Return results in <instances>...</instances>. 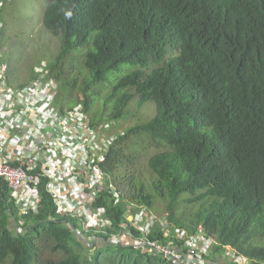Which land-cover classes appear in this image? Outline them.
Listing matches in <instances>:
<instances>
[{
  "label": "trees",
  "instance_id": "16d2710c",
  "mask_svg": "<svg viewBox=\"0 0 264 264\" xmlns=\"http://www.w3.org/2000/svg\"><path fill=\"white\" fill-rule=\"evenodd\" d=\"M43 22L62 38L48 75L68 88L69 102L57 105L82 104L93 127H108L101 166L122 200L114 204L105 193L97 204L113 231L127 202L152 207L155 194L168 199L174 225L214 237L217 254L229 246L264 262V0H48ZM72 59L85 72L81 102L65 78ZM104 82L110 121L91 120L89 86ZM132 100L154 103L156 113L114 133ZM143 157L153 191L136 181ZM181 203L193 211L179 215ZM25 220L27 230L16 233L19 214L0 178V264H169L108 242L88 257L75 221L56 211L45 190L39 211ZM46 248L63 256L42 258Z\"/></svg>",
  "mask_w": 264,
  "mask_h": 264
},
{
  "label": "built area",
  "instance_id": "2783aa9c",
  "mask_svg": "<svg viewBox=\"0 0 264 264\" xmlns=\"http://www.w3.org/2000/svg\"><path fill=\"white\" fill-rule=\"evenodd\" d=\"M4 4L0 0V178L6 181L19 214L14 231L27 230L26 216L39 211L45 190L56 211L75 221L74 234L88 257L108 242L135 246L169 264H222L220 260L255 264L229 246L217 254L214 237L200 229L188 232L174 225L167 211L155 213L152 207L135 202L124 205V220L113 231L105 207L97 204L105 193L114 204L122 200L101 166L111 143L108 127H93L82 104L66 110L57 105L60 85L48 75L46 64L36 67L30 82H11L2 51Z\"/></svg>",
  "mask_w": 264,
  "mask_h": 264
},
{
  "label": "rangeland",
  "instance_id": "374dc122",
  "mask_svg": "<svg viewBox=\"0 0 264 264\" xmlns=\"http://www.w3.org/2000/svg\"><path fill=\"white\" fill-rule=\"evenodd\" d=\"M5 4L2 9V19L4 22V40L2 51L7 65L11 69V82L15 85L24 82H30L36 67L39 65H47L49 70L50 63L57 56L62 38L59 35L53 34L46 29L43 18L48 4V0H4ZM128 66H124L123 70ZM65 78L73 84V96L81 102L84 98L82 90L85 82V72L81 68V63L78 60H71L66 69ZM119 77L120 74H112L111 78ZM103 84V85H102ZM109 83H101L99 85H90L89 88L92 94V104L88 111V116L91 120L94 118L97 121H110L105 110L113 105V100L109 99ZM67 87H61L57 97L58 102L68 103ZM156 113L154 103H144L142 106L137 105L136 100H132L122 119L113 121V132L125 129L133 124L147 122ZM112 122V121H111ZM112 131V130H111ZM156 150L151 149L147 152L146 157L154 153ZM146 157L141 159L137 164L138 183L141 180L146 187L152 190L151 171L146 164ZM154 205L152 209L155 213H163L165 205L168 202L167 198H162L154 194ZM194 209V208H193ZM192 207L181 203L178 206L177 213L180 215L185 210L193 211ZM63 254L59 252L53 253L51 249L46 248L42 252V258L54 257L60 258Z\"/></svg>",
  "mask_w": 264,
  "mask_h": 264
},
{
  "label": "crops",
  "instance_id": "0c3cea01",
  "mask_svg": "<svg viewBox=\"0 0 264 264\" xmlns=\"http://www.w3.org/2000/svg\"><path fill=\"white\" fill-rule=\"evenodd\" d=\"M220 262L222 263V264H227L226 262H224L223 260H220Z\"/></svg>",
  "mask_w": 264,
  "mask_h": 264
},
{
  "label": "clouds",
  "instance_id": "9594fccd",
  "mask_svg": "<svg viewBox=\"0 0 264 264\" xmlns=\"http://www.w3.org/2000/svg\"><path fill=\"white\" fill-rule=\"evenodd\" d=\"M70 15V14H69Z\"/></svg>",
  "mask_w": 264,
  "mask_h": 264
}]
</instances>
